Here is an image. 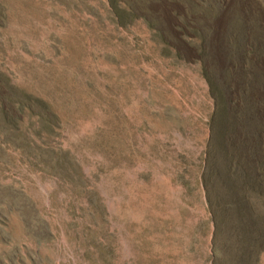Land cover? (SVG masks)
<instances>
[{
  "label": "rangeland",
  "instance_id": "374dc122",
  "mask_svg": "<svg viewBox=\"0 0 264 264\" xmlns=\"http://www.w3.org/2000/svg\"><path fill=\"white\" fill-rule=\"evenodd\" d=\"M218 97L264 160V0H0V264H231L203 181Z\"/></svg>",
  "mask_w": 264,
  "mask_h": 264
},
{
  "label": "trees",
  "instance_id": "16d2710c",
  "mask_svg": "<svg viewBox=\"0 0 264 264\" xmlns=\"http://www.w3.org/2000/svg\"><path fill=\"white\" fill-rule=\"evenodd\" d=\"M252 124L251 116L242 114L236 103L231 106L224 97L216 99L203 181L215 234L222 231L221 225L226 221L233 228L235 244L226 249L233 251L231 264H249L257 241L264 239V234L259 236L254 230L248 203L250 191L259 182V167L264 163L253 144L257 138L249 129Z\"/></svg>",
  "mask_w": 264,
  "mask_h": 264
}]
</instances>
